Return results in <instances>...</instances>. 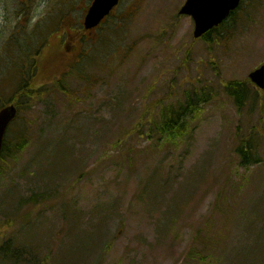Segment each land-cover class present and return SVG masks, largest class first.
Wrapping results in <instances>:
<instances>
[{
  "label": "rangeland",
  "instance_id": "rangeland-1",
  "mask_svg": "<svg viewBox=\"0 0 264 264\" xmlns=\"http://www.w3.org/2000/svg\"><path fill=\"white\" fill-rule=\"evenodd\" d=\"M184 2L121 0L87 32L91 0H0V108L12 49L39 39L41 66L63 51L7 132L0 264H264V90L238 108L225 88L264 63V0H243L215 44ZM201 79L214 94L182 140L140 134ZM241 139L261 162L240 164Z\"/></svg>",
  "mask_w": 264,
  "mask_h": 264
},
{
  "label": "trees",
  "instance_id": "trees-1",
  "mask_svg": "<svg viewBox=\"0 0 264 264\" xmlns=\"http://www.w3.org/2000/svg\"><path fill=\"white\" fill-rule=\"evenodd\" d=\"M24 11L25 6H24ZM236 14V13H235ZM233 14L232 16H234ZM28 25V24H27ZM27 25H25V30L23 32L27 33ZM220 28H213L210 30L204 37L207 38L209 43L215 44L217 40L213 38L212 32L216 31ZM35 32V30H34ZM41 33V31H40ZM211 36V37H210ZM217 39L219 36L216 37ZM62 40L60 41L58 47L56 48V52L51 56H46V61L43 66H41V59H42V43L39 39H34L32 43H29L27 46H23V49L20 52L16 53L15 49H12L11 55H18L21 56L15 58L13 63L14 68L20 72L18 77L15 78L14 82L17 83L16 85V95L15 98L13 97L11 102L17 104L19 108L22 104L19 103L18 98L28 95V97H32L37 92L31 91L29 88L34 87L35 78L32 79L34 76H37L43 72L44 70L53 69L54 64L52 63L54 60L61 61V45ZM84 56V55H83ZM82 57V56H81ZM83 58V57H82ZM81 58V59H82ZM64 59V58H63ZM62 59V60H63ZM31 60V61H30ZM75 61V60H74ZM73 62V61H72ZM79 61L74 62L72 64H78ZM26 64L28 65L26 67ZM71 64V68H73ZM75 67V66H74ZM25 69V72H24ZM37 71V73H35ZM26 81V82H25ZM62 80L55 79V84L60 83ZM211 81L209 79L199 80L197 84L192 85L187 90L184 91V100L181 101L179 104H169L166 106L161 107V112L158 115V119H156V126L155 129H148L145 131L140 132V134H148V135H158V136H166L170 143H173L176 140H182L189 131V121L190 118L195 117L200 113L202 106L210 101L212 98L213 93V86L210 84ZM253 83L249 79V81H241V80H233L226 82L225 88L227 94L233 99L234 104L238 108H242L245 104L246 100L251 95V85ZM59 88H61L59 86ZM153 130L156 131L153 133ZM153 134V135H152ZM254 144L249 143L246 139H241L239 144L237 145V153L239 154V161L240 164L243 166H250L257 164L262 161L260 156L254 151ZM7 138H5L3 155L5 156L7 152ZM264 220V218H262ZM262 233L264 234V226L262 228Z\"/></svg>",
  "mask_w": 264,
  "mask_h": 264
},
{
  "label": "water",
  "instance_id": "water-1",
  "mask_svg": "<svg viewBox=\"0 0 264 264\" xmlns=\"http://www.w3.org/2000/svg\"><path fill=\"white\" fill-rule=\"evenodd\" d=\"M120 0H93L85 16V28L92 29L110 14ZM241 0H186L180 9L181 14L192 15L195 21L194 36H203L210 29L226 20L232 11L238 8ZM249 77L261 89H264V64L253 70ZM18 107L14 103L0 109V157L4 139L10 123L16 118Z\"/></svg>",
  "mask_w": 264,
  "mask_h": 264
},
{
  "label": "flooded vegetation",
  "instance_id": "flooded-vegetation-1",
  "mask_svg": "<svg viewBox=\"0 0 264 264\" xmlns=\"http://www.w3.org/2000/svg\"><path fill=\"white\" fill-rule=\"evenodd\" d=\"M92 30H94V29H92ZM92 30H90V31H92ZM90 31H88V32H90Z\"/></svg>",
  "mask_w": 264,
  "mask_h": 264
}]
</instances>
